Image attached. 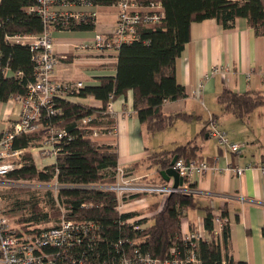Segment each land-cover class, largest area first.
<instances>
[{
	"label": "trees",
	"instance_id": "16d2710c",
	"mask_svg": "<svg viewBox=\"0 0 264 264\" xmlns=\"http://www.w3.org/2000/svg\"><path fill=\"white\" fill-rule=\"evenodd\" d=\"M118 0H91L94 6H114ZM142 4L159 3L164 17L154 26H139L138 39L129 44H121L117 51L116 74L114 77H99L98 85L86 86L76 95L78 98L93 97L101 103L99 108L55 100V107L62 110L49 120H42L36 133L21 135L15 139V149H25L22 168L10 173L11 180H30L43 185H60L63 188L55 196L48 192L47 197L53 204L55 222L58 209L55 197L62 204L69 203L73 214L78 218L96 221L102 228V239L108 244L119 236H132L128 226L120 222L141 215L139 212L121 214L115 210L114 195L100 189L78 188L81 186H109L115 182L118 155L115 147L99 144L91 138L93 130L105 132L102 124L114 126V119L105 114V105L118 97H124L129 91L133 93V109L139 123L147 132L154 134L170 127L177 120L190 121L192 117L185 114H165L162 106L166 101L185 98L184 87L175 79V60L179 57L185 44L190 40V26L193 22L215 19L224 29L234 26L237 19H245L248 26L257 34L264 32V0H139ZM33 0H0V64L8 66L12 72L20 71L22 77H2L0 75V104L18 95H25L26 85L34 80V63L28 46L8 43L6 37L15 35H39L45 30L41 18L28 11ZM94 21L91 19L67 26L51 23L47 28L70 31H92ZM217 103L224 113H231L238 119L249 116L255 109L264 105V95L258 93H236L223 89L217 97ZM93 117L87 125H80L85 118ZM60 121V122H59ZM66 130L67 138L63 140L61 152L53 165L37 168L32 154L28 150L36 142L47 138V128L51 125ZM208 133L206 129L201 133ZM201 147L196 139L171 152H161L148 158V162L160 169H167L174 156L189 162L198 159ZM160 183L166 185L159 176ZM194 188V185H189ZM146 195V194H142ZM139 195V196H142ZM137 196V197H139ZM136 197V198H137ZM195 197L180 193L168 195L164 201L152 203L148 210L154 212L150 224L148 219H141L136 226H144L137 231L142 240L144 252L153 257L162 258L170 246L179 237L182 218L185 212L196 209ZM33 201V200H32ZM31 201V202H32ZM85 205V207H81ZM204 228L208 233L206 240L198 244V255L202 264H246L235 261L230 250V228L228 223L222 225L221 244L214 233V215L204 208ZM28 219L22 220V227L16 226L17 232L37 233L52 225L41 227V222H48L51 216L37 209L36 204L29 208ZM225 214L221 213V217ZM57 216V217H56ZM55 224V223H54ZM53 224V225H54ZM264 237V227L262 228ZM222 247V248H221Z\"/></svg>",
	"mask_w": 264,
	"mask_h": 264
},
{
	"label": "crops",
	"instance_id": "0c3cea01",
	"mask_svg": "<svg viewBox=\"0 0 264 264\" xmlns=\"http://www.w3.org/2000/svg\"><path fill=\"white\" fill-rule=\"evenodd\" d=\"M52 10L96 12L92 31L51 29L54 52L60 57L52 80L67 84L81 82L86 87L98 85L99 77H114L117 52L99 51L92 42L96 34L112 37L116 7H53ZM215 68L221 69V72L212 75ZM175 79L184 87L186 96L177 101L164 102L162 111L165 114L188 115L192 117L190 121L177 120L171 125L173 127L151 134L139 123L133 109V93L129 91L112 102L115 135H103L97 142L115 147L117 169L123 170L128 180L140 185H161V170L148 162V158L161 152H171L196 139L201 147L198 160H215L221 172L209 171L192 180L191 185L198 192L194 198L197 208L190 209L194 211L190 220L188 210L185 212L181 229L185 232L199 230L208 237L203 209H210L213 215L224 212L222 219L230 228L232 258L246 264H264V171H261L264 168V105L249 116L238 119L231 113L222 112L217 103L223 89L240 94L251 92L264 95V32L257 34L245 19H237L230 29H224L215 19L191 23L190 40L175 60ZM201 83L204 88L198 96H194ZM66 100L89 107L101 106L93 97ZM8 103L0 105V117L9 128L10 123L17 119L21 105L17 101ZM4 113L11 121L4 118ZM210 118L226 133L229 142L241 146L240 153L227 152L217 146L208 133L201 134L205 129L208 132ZM106 127H109L108 124L101 125V128ZM29 149L35 151L31 154L37 168L55 163L50 159L38 166L36 158L40 163L44 158L40 157L37 148ZM248 165L253 168L245 169L242 176L225 171L228 166L244 169ZM168 185H172V181ZM131 212L139 211L135 208Z\"/></svg>",
	"mask_w": 264,
	"mask_h": 264
},
{
	"label": "built area",
	"instance_id": "2783aa9c",
	"mask_svg": "<svg viewBox=\"0 0 264 264\" xmlns=\"http://www.w3.org/2000/svg\"><path fill=\"white\" fill-rule=\"evenodd\" d=\"M33 6L28 8L31 13L37 14L45 25V30L39 35H15L6 37L8 43L28 46L34 63V80L26 85V94L18 95L9 101H17L21 111L16 120L10 123L7 130L0 133V179L6 185H26L25 180H11L7 176L15 170L22 168L25 149H15V139L21 135L36 133L41 127L42 120H49L56 115L61 116L62 110L55 107V100L74 98L85 86L81 82L67 84L52 80V74L60 62V57L54 52V43L51 31L47 28L51 23H62L67 26L70 22L79 24L95 19L96 12L53 11V7H91L95 8L91 0H33ZM117 9L116 24L112 37L102 34L94 36L92 45L99 51L117 52L121 44H129L138 39L139 26H154L164 17L159 3L142 4L139 0H118L114 5ZM221 72V69L212 70V75ZM2 77L21 78L20 71L12 72L8 66L0 64ZM204 88L203 83L194 92L199 95ZM113 100L105 105V114L113 118ZM4 118L7 119L4 113ZM93 117L85 118L80 125H87ZM60 122V121H59ZM57 124L47 128V138L43 146L37 151H44L55 160L63 140L68 134L65 129L56 127ZM102 129V128H101ZM105 132L93 130L91 138L95 141L103 135L114 136L115 129L103 128ZM208 134L217 141L219 147L227 152L238 154L241 146L229 142L225 132L221 131L217 123L210 118L208 121ZM248 165L244 169L228 166L225 171L242 176L245 169H252ZM173 169L183 179V185L175 190L180 193L195 197L198 192L190 188L192 180L203 176L207 172H221L212 162L192 159L185 162L177 159ZM264 171V168L261 169ZM123 170L117 169L115 182L109 186H81L78 188L100 189L109 191L114 195L115 210L121 214L135 211L134 204L137 196L148 193L163 195L164 199L172 192L171 185H140L126 178ZM42 189L50 188L55 194L63 187L60 185H40ZM137 197V198H136ZM55 199L58 209L57 221L54 225L37 233L17 232L4 216L3 202L0 197V264H202L198 255V244L206 240L207 236L201 231L180 229L179 237L170 246L162 258L153 257L144 252L142 240L137 237V231L144 226H136L141 219H152L154 212L120 222V226H128L132 236H119L111 243L102 239V228L96 221L87 218H78L73 214L69 203ZM85 207V205H81ZM133 209V210H132ZM148 219V220H149ZM223 221L221 214L214 215V233L221 244V230Z\"/></svg>",
	"mask_w": 264,
	"mask_h": 264
},
{
	"label": "rangeland",
	"instance_id": "374dc122",
	"mask_svg": "<svg viewBox=\"0 0 264 264\" xmlns=\"http://www.w3.org/2000/svg\"><path fill=\"white\" fill-rule=\"evenodd\" d=\"M195 92V91H194ZM195 96V94H193ZM8 101L6 103H1V106L8 105ZM174 125V124H173ZM182 125V124H180ZM173 126H170V128ZM8 128V123L6 121H2L0 117V133L5 131ZM169 129L166 128L164 130ZM162 130V131H164ZM161 132V131H160ZM159 133V132H157ZM156 134V133H154ZM173 136V135H172ZM212 138V137H210ZM46 141V138L44 140H41L39 142H36L34 146H31V148L35 147H41L44 145ZM214 141H216L214 139ZM217 146L218 143L216 141ZM171 145L169 144V147ZM37 150V149H36ZM29 154L35 153L34 150L29 149ZM227 151V150H226ZM38 152V151H37ZM26 153V152H25ZM40 157H43L44 160L42 163L39 162L38 158H36L37 165L40 166L44 162L46 163L51 159L47 153L44 151H39ZM4 180L0 179V197L2 198L3 202V212L4 216L8 219L11 226L16 227H22L24 224H22V220L28 219V217L31 215L29 214V208L31 205L36 204L37 209L41 211L42 213H48L51 216V220L48 222H41V227H46L49 225H53L55 223V214L53 213L54 209V203L52 204L49 201L50 197H47L48 192L53 193L54 190L50 188L42 189L40 185L37 182L25 180L28 181L26 185H6L3 183ZM163 195L157 194V193H148L146 195L139 196L134 204V208H138L139 212H142V214L149 213L148 207L153 203L154 200H157L160 204L163 202ZM33 200V201H32ZM32 201V202H31ZM53 208V209H52ZM141 210V211H140ZM192 213L194 211L188 210L187 215L188 219L190 220L192 217ZM54 214V216H53ZM57 217V216H56ZM149 219V218H148ZM185 220V219H183ZM152 221V220H151Z\"/></svg>",
	"mask_w": 264,
	"mask_h": 264
},
{
	"label": "water",
	"instance_id": "95a60500",
	"mask_svg": "<svg viewBox=\"0 0 264 264\" xmlns=\"http://www.w3.org/2000/svg\"><path fill=\"white\" fill-rule=\"evenodd\" d=\"M177 160V156H174L169 163L167 169L159 171L160 177L168 185L172 181L171 194H174L175 190L183 185V179L178 175V173L173 169L174 163Z\"/></svg>",
	"mask_w": 264,
	"mask_h": 264
}]
</instances>
